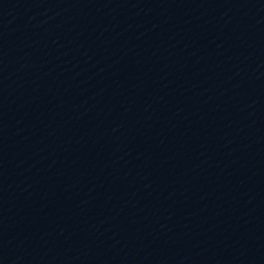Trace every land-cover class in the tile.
<instances>
[{"label": "water", "instance_id": "95a60500", "mask_svg": "<svg viewBox=\"0 0 264 264\" xmlns=\"http://www.w3.org/2000/svg\"><path fill=\"white\" fill-rule=\"evenodd\" d=\"M0 264H264V0H0Z\"/></svg>", "mask_w": 264, "mask_h": 264}]
</instances>
